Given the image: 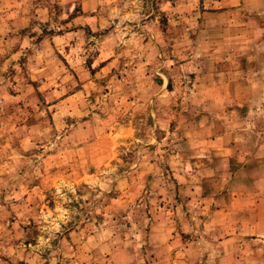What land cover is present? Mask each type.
Here are the masks:
<instances>
[{
    "label": "rangeland",
    "instance_id": "374dc122",
    "mask_svg": "<svg viewBox=\"0 0 264 264\" xmlns=\"http://www.w3.org/2000/svg\"><path fill=\"white\" fill-rule=\"evenodd\" d=\"M262 176L264 0H0V264H264L259 193L258 261L236 210L191 248Z\"/></svg>",
    "mask_w": 264,
    "mask_h": 264
},
{
    "label": "crops",
    "instance_id": "0c3cea01",
    "mask_svg": "<svg viewBox=\"0 0 264 264\" xmlns=\"http://www.w3.org/2000/svg\"><path fill=\"white\" fill-rule=\"evenodd\" d=\"M209 143V150L211 151V155L215 158L214 162L210 164V169H212V172L210 175H212V178H215L216 180L220 177H227L230 173V161L232 157V153H234V147L232 145V136L229 131H223V133L218 134L216 137H212ZM262 147L258 148V155L261 153ZM257 155V154H256ZM253 159H255V156H253ZM220 160L222 162V165L225 161H228V168L225 166L220 167ZM250 161V160H249ZM247 171H250L249 167L248 168H240L239 170H236L231 175H234L232 177V184L238 181L239 177L242 175H245ZM249 180V179H248ZM216 182V181H215ZM250 183H253V186L255 189H248L247 193L246 192H240L235 189V185L232 186L230 185L229 191H227V188L220 191L219 188H214L212 190V195L214 194V198H212L215 202V208L210 212L209 217L205 218L204 224L208 227V229L216 231L213 235L212 232L208 234H203L202 235V240L206 241V243L202 247V240L199 236H196L192 243H191V248L196 249L200 252H202V255L207 256L208 260L207 263H209V259L214 255L213 253L209 254V251H219L218 254L222 255V257L227 256L229 252H226L225 246L226 244H230L234 241H236V237L233 236H228L227 234H222L221 232L224 231H219V229L224 225L225 223H229L230 220L233 219V212L236 210L239 212L241 219V224L246 225L247 227L244 228V233H249L251 235V238L246 237L242 239L246 240L243 241L246 246L248 243V240L250 239L254 244H256L255 249L253 250H248V248L245 249V253L247 252L248 256L250 253H253L258 261V217H262V213L259 212L260 210L262 211L263 207L261 206L262 203H258V193L260 196L264 197V176L262 178L256 180H252ZM183 193H190V195H194L198 193V190L193 191L192 188H187L182 187L180 189ZM252 190V191H251ZM235 194H237V197H235ZM254 194L255 198H257L254 204L252 205H243L239 204V202L245 197L243 196H250ZM247 197V198H248ZM260 197V199H261ZM228 199V202H224L223 200ZM241 199L239 202L238 200ZM231 202V203H230ZM235 203H237L235 205ZM237 207V208H236ZM252 218L254 220H252ZM228 219V220H227ZM262 219V218H261ZM218 232V234H217ZM249 238V239H248ZM215 240L218 241V246H220L217 250H215ZM206 251V252H204ZM226 252V253H225ZM229 255V254H228ZM226 258V257H225Z\"/></svg>",
    "mask_w": 264,
    "mask_h": 264
}]
</instances>
